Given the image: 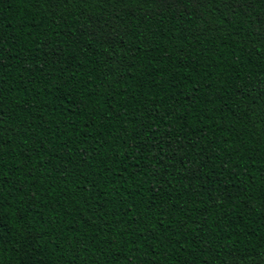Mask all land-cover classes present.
Here are the masks:
<instances>
[{
    "label": "trees",
    "instance_id": "16d2710c",
    "mask_svg": "<svg viewBox=\"0 0 264 264\" xmlns=\"http://www.w3.org/2000/svg\"><path fill=\"white\" fill-rule=\"evenodd\" d=\"M0 264H264V0H0Z\"/></svg>",
    "mask_w": 264,
    "mask_h": 264
}]
</instances>
